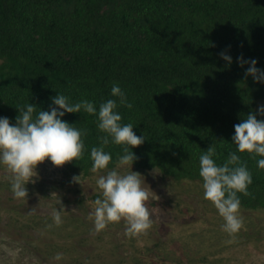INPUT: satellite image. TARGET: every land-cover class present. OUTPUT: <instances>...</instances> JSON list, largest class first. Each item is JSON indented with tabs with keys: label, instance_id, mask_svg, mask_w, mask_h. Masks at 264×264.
Instances as JSON below:
<instances>
[{
	"label": "trees",
	"instance_id": "16d2710c",
	"mask_svg": "<svg viewBox=\"0 0 264 264\" xmlns=\"http://www.w3.org/2000/svg\"><path fill=\"white\" fill-rule=\"evenodd\" d=\"M239 56L264 69V0H0V117L15 123L29 103L48 110L57 93L119 105L118 84L132 105L118 107L122 123L145 137L135 166L202 181L203 151L215 146L218 164L237 152L253 176L250 195L237 193L241 207L261 209L264 169L232 136L264 100V84L245 76ZM64 119L87 130L83 157L65 166L88 174L105 133L87 113ZM122 147L105 150L115 160Z\"/></svg>",
	"mask_w": 264,
	"mask_h": 264
},
{
	"label": "rangeland",
	"instance_id": "374dc122",
	"mask_svg": "<svg viewBox=\"0 0 264 264\" xmlns=\"http://www.w3.org/2000/svg\"><path fill=\"white\" fill-rule=\"evenodd\" d=\"M133 171L149 189L153 223L147 233L129 238L123 220L94 232L89 213L102 197L96 180L103 173H72L46 161L28 185V199L20 200L11 191L10 173L0 166V264H264V208L241 207L244 226L229 235L204 199L203 181L135 165ZM81 174L80 184L74 182ZM62 206L63 222L56 226L52 212ZM57 253L61 261L54 259Z\"/></svg>",
	"mask_w": 264,
	"mask_h": 264
},
{
	"label": "clouds",
	"instance_id": "9594fccd",
	"mask_svg": "<svg viewBox=\"0 0 264 264\" xmlns=\"http://www.w3.org/2000/svg\"><path fill=\"white\" fill-rule=\"evenodd\" d=\"M220 57L228 65L233 63L227 52H221ZM236 62L241 67L248 65L246 77L250 76L254 82L264 84V69L257 67L256 59L239 56ZM111 96L118 98L119 105L116 99H108L97 108L93 101L82 99L73 102L70 97L57 93L51 98L52 106L48 110L40 108L38 111L37 106L29 103L18 109L15 123L8 117H0V166L10 173L14 197L28 199V185L35 182L39 165L50 161L60 168L77 162L86 151L84 137L87 130L67 122L65 115L83 112L95 116L98 130L105 135L99 137V146L90 149V171L103 173L96 180L102 197L94 200L95 207L89 213V218L93 220L95 233L123 220L125 235L134 238L147 233L153 223V213L146 206L149 189L144 186L143 176L133 171L138 159L133 149L141 146L145 137L138 136L131 123H122L118 107L131 108L132 105L118 84H113ZM257 114L264 117V104L234 125L232 143L239 153H247L254 159L259 157L256 166L264 169V119H258ZM110 143L123 146L122 154H118L115 160L105 150ZM216 155L215 146L201 153L199 175L203 181L204 199L210 201L223 218V231L232 235L244 226L240 215L241 200L237 193L250 195L248 187L253 184V176L237 152H230L222 164L216 162ZM125 168L130 171L122 172ZM81 176H74L73 181L79 183ZM64 210L63 206L53 210L52 218L56 226L62 224ZM32 212H35V208H32ZM54 259L61 261L63 254L57 253Z\"/></svg>",
	"mask_w": 264,
	"mask_h": 264
}]
</instances>
